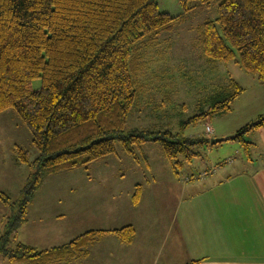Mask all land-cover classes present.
<instances>
[{
	"label": "trees",
	"instance_id": "16d2710c",
	"mask_svg": "<svg viewBox=\"0 0 264 264\" xmlns=\"http://www.w3.org/2000/svg\"><path fill=\"white\" fill-rule=\"evenodd\" d=\"M212 1L179 0L182 11L172 15L159 9L158 0H0V113L12 109L17 114L38 152L31 161L21 149L17 152V160L31 168L19 197L13 201L0 193V201L11 209V214L3 213L0 257L31 264L69 262L85 255L106 232L131 242L132 225L90 229L44 249L16 239L46 177L98 161L114 153L116 143L139 162L136 149L158 141L178 177L184 162H205L212 144L204 134L184 136L151 128L125 132V127L145 58L159 34L185 20L196 2L209 6ZM217 11L216 19L197 26L202 54L237 63L264 83V0H218ZM36 78L41 82L38 89L32 87ZM243 90L235 80L218 86L206 99L207 108L201 106L182 127L228 112ZM263 126L264 114L237 130L232 140L239 141L248 156L253 144L245 134ZM208 170L200 171L199 178Z\"/></svg>",
	"mask_w": 264,
	"mask_h": 264
},
{
	"label": "rangeland",
	"instance_id": "374dc122",
	"mask_svg": "<svg viewBox=\"0 0 264 264\" xmlns=\"http://www.w3.org/2000/svg\"><path fill=\"white\" fill-rule=\"evenodd\" d=\"M195 4L186 19L172 30L160 33L155 45L148 51L143 75L136 84V97L125 132L133 128H151L168 129L184 136L204 134L213 138L214 134L218 138L231 137L245 124L264 114V83L237 63L210 60L201 52L196 29L205 20L217 18L218 0H213L209 6ZM158 6L161 11L172 15L182 11L179 0H158ZM229 80H235L244 89L233 101L230 110L183 128L182 123L197 114L201 106L207 108L206 99ZM40 84L39 78L32 81L34 89H38ZM207 125L211 127V132L206 131ZM244 138L253 144L248 156L237 140L216 143L206 150L204 163L200 158L184 162L183 174L179 177L170 169L158 141L143 143L136 149L139 162L127 154L120 143H116L115 152L98 161L49 175L28 207L33 211L31 217H37L36 221H30L40 226L39 248L61 245L90 229L111 230L132 223L136 234L152 238L149 244L159 248L162 254L160 261L165 263L166 257L172 259L177 255L176 247L171 243L168 247L162 245V220L172 217L170 213L164 215L163 208L166 212V208L170 209L169 203L177 206L181 188L189 192L191 187L203 184H197L200 180L196 184H187V179H199L200 171L211 170L218 165L214 168V173H217L216 179L213 178V188H224L225 193L230 188L250 187L251 179L264 171V126L245 134ZM19 149L27 153L30 161L38 155L30 132L17 114L8 109L0 113V193L13 201L19 197L31 170L26 163L17 160ZM249 156L252 162H247ZM178 159H182L181 156ZM184 180L187 185L183 184ZM137 187L139 198L134 202ZM204 187L210 186L206 184ZM171 189L173 191H169ZM184 197L187 201L189 193ZM1 212L9 215L11 209L0 201ZM176 217L179 215L176 214L174 220ZM3 231L2 216L0 235ZM110 235L115 236L106 232L98 237L89 246V255L73 258L68 264H129L130 260L126 258L97 255L98 250H108V245L111 248ZM171 247L174 254L170 251ZM15 263L0 257V264ZM171 264H176L175 259L171 260Z\"/></svg>",
	"mask_w": 264,
	"mask_h": 264
},
{
	"label": "crops",
	"instance_id": "0c3cea01",
	"mask_svg": "<svg viewBox=\"0 0 264 264\" xmlns=\"http://www.w3.org/2000/svg\"><path fill=\"white\" fill-rule=\"evenodd\" d=\"M212 137L218 136L212 134ZM247 162H252L250 156ZM214 168H218V165L209 169L199 179L186 182L193 184L200 180L201 182L197 184L202 182L203 184L191 187L189 192L181 188L176 207L174 203H169L170 209L166 208L167 213L163 208L164 215L170 213L172 217H164V221L162 220V227H164L162 245L168 247L171 243L173 247H176L177 256L172 258L175 259L176 264L189 262H192L191 264H264V171L257 174L255 179H251L250 187L230 188L229 192L224 193V188H213L215 183L213 178L216 179L217 173H214ZM211 174L213 175L209 177ZM184 182L185 180L183 184ZM206 184H209L211 188L204 187ZM187 193L189 197L186 201L184 196ZM32 214L33 211L28 208L27 221L18 227L16 239L38 249H44V247L39 248L37 244L40 240V226L37 222L30 221V219L37 220V217H31ZM176 214L179 217L174 220ZM2 216L3 212L0 214V219ZM134 227L137 228V226ZM137 231H139L138 228ZM135 234L129 243H124L118 237L110 235L108 238L112 239L111 248H114L111 249L108 245V250H98L97 255H113V259L126 258L130 260L129 264H155L156 262L171 264L172 259H167L165 256L163 257L165 263L160 261L162 254L159 248L149 244L152 238ZM104 239L105 237L101 242ZM142 240L148 244L145 242L143 244ZM173 247L170 249L171 252ZM88 253L90 254L89 250L81 258H85L89 255ZM16 263L31 264L23 261ZM68 263L70 261L51 264Z\"/></svg>",
	"mask_w": 264,
	"mask_h": 264
},
{
	"label": "water",
	"instance_id": "95a60500",
	"mask_svg": "<svg viewBox=\"0 0 264 264\" xmlns=\"http://www.w3.org/2000/svg\"><path fill=\"white\" fill-rule=\"evenodd\" d=\"M233 138H234V136H231V137H221V138L213 137V138L210 139V143L213 145V144L220 143V142H224V141H227V140H232Z\"/></svg>",
	"mask_w": 264,
	"mask_h": 264
},
{
	"label": "built area",
	"instance_id": "2783aa9c",
	"mask_svg": "<svg viewBox=\"0 0 264 264\" xmlns=\"http://www.w3.org/2000/svg\"><path fill=\"white\" fill-rule=\"evenodd\" d=\"M206 131L211 132V127L209 125L206 126Z\"/></svg>",
	"mask_w": 264,
	"mask_h": 264
}]
</instances>
